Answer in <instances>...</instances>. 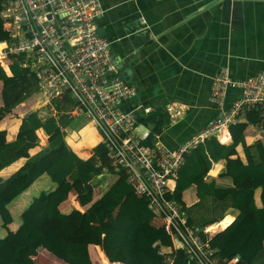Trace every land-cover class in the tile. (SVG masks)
Returning <instances> with one entry per match:
<instances>
[{
	"label": "trees",
	"instance_id": "16d2710c",
	"mask_svg": "<svg viewBox=\"0 0 264 264\" xmlns=\"http://www.w3.org/2000/svg\"><path fill=\"white\" fill-rule=\"evenodd\" d=\"M7 39L0 18V45ZM20 58L9 52L6 60L0 56V119L19 103L22 108L12 139H7L6 130L0 128V169L7 165L3 171H12L20 163L17 158L24 157L13 172L6 177L0 175V226L5 229L0 234V264H33L26 254L32 245L67 264H93L92 259L96 264H162L161 246L169 245L171 240L161 226L152 222L147 198L134 192L123 170H117L110 184L93 198V187L101 177L114 173L105 147L97 142L91 154L82 158L64 140L62 127L71 121L70 117L37 115L25 101L35 94L36 80L28 66L19 64ZM3 67L10 71L8 76ZM33 116L40 125L36 128L25 120ZM161 119L160 111L139 116V121L149 124L153 133L160 131ZM248 123L264 129V115L255 109L247 110L227 124L229 143H221L210 134L185 153L170 195L182 202V191L194 185L197 199L183 205L187 221L197 224L213 223L222 218L226 208L235 207L234 218L227 216L220 221L222 229L209 243L216 248L219 259L237 255L233 264H264V138L246 143L244 129ZM151 139L152 135H148L145 141ZM219 139H229L226 131ZM237 144L241 145L243 159L236 153ZM49 145L52 147L44 151ZM35 146L39 150L29 153ZM232 154L236 157L231 159ZM218 159H223V166L217 176L227 177L228 183L220 184L206 176L211 163ZM217 166L213 164L209 172L214 173ZM40 176L48 178L49 186L31 196L19 212L16 228L9 229L12 216L8 204ZM88 181L91 186L84 191ZM255 189H259V205L254 201ZM64 201L70 208H60ZM31 254L35 256L33 251ZM173 254V264H186L183 249Z\"/></svg>",
	"mask_w": 264,
	"mask_h": 264
},
{
	"label": "built area",
	"instance_id": "2783aa9c",
	"mask_svg": "<svg viewBox=\"0 0 264 264\" xmlns=\"http://www.w3.org/2000/svg\"><path fill=\"white\" fill-rule=\"evenodd\" d=\"M100 12L99 0H2L0 18L8 35L4 58L8 52L21 56L19 64L33 74L34 93L47 112L91 122L114 170L111 174L123 170L134 192L147 198L152 222L169 235L171 243L161 246L162 264H173L178 248L184 250L186 264H233L237 255L219 259L209 243L222 228L214 229L212 222H188L185 204L170 194L185 153L247 110L264 115V69L235 78L227 66H219L211 78L209 100L220 106L228 87L240 94L210 124L176 146H166L156 133L138 129L139 113L149 107L121 108L136 87L119 75L109 40L96 28ZM138 20L145 22L142 16ZM164 111L173 120L182 112L174 104H167ZM148 135L150 142L145 141Z\"/></svg>",
	"mask_w": 264,
	"mask_h": 264
},
{
	"label": "crops",
	"instance_id": "0c3cea01",
	"mask_svg": "<svg viewBox=\"0 0 264 264\" xmlns=\"http://www.w3.org/2000/svg\"><path fill=\"white\" fill-rule=\"evenodd\" d=\"M99 2L101 12L95 17L96 28L109 40L112 57L116 61L121 60V64L118 66L115 64L118 73L125 68L126 74L123 78L136 87L135 93L123 100L121 108L127 110L137 104L149 107V110L140 112L139 116L160 111L162 125L156 135L166 146H176L197 129L210 124L230 105L231 100L240 94L239 89L228 87L220 106L209 100L211 78L219 66H227L230 75L235 78L264 69V0H99ZM139 16L144 18V23L139 22ZM2 71L7 76L10 74L5 67ZM167 104H174L182 110L174 120L164 111ZM242 114L238 118H241ZM47 115L52 114L47 112ZM58 115L52 116L57 119ZM70 118L72 124L62 127L64 140L76 154L86 158L91 154L92 148L85 149L83 142L76 141L69 131L74 129L72 127L75 119H82L90 124L91 122L79 116ZM19 120L20 118L15 121L11 134L6 131L7 139L14 137ZM25 120L31 128L40 126L36 116ZM138 124L139 130H150L149 124L145 125L140 121ZM83 125L97 133L92 124ZM223 127L226 128V135L229 137L227 141L222 142L218 138L219 131L214 135L219 142L229 143L231 138L227 126ZM244 138L246 143L263 139L264 129L258 124L248 123L244 129ZM235 149L237 155L243 159L241 145L237 144ZM35 150L39 149L35 146L29 153ZM232 157H236L235 154L230 155L231 159ZM17 159L21 160L16 168L23 163L24 157ZM215 163L218 164L217 169L214 173L209 172ZM6 166L0 169V175L3 177L16 169L4 172ZM222 166L223 159L212 162L206 176L214 177L220 184L228 183L227 177L217 176ZM111 175L115 177V174ZM106 184H101L105 186L102 188L99 182L93 187V198L101 194L108 186ZM48 186L49 182L44 188ZM28 187L8 204L12 221L7 227L11 230L19 223L14 214L19 215L20 210L33 196L31 194L34 191L29 192ZM190 189L193 199L186 201L183 194ZM26 193L23 202L16 204ZM181 199L184 204H190L197 199L193 184L182 191ZM254 201L257 205L260 204L259 189L254 191ZM14 205L17 209L15 212L12 209ZM229 210L231 212L226 215ZM236 213L235 207H228L222 218L215 222H220L227 216L234 218ZM0 229L4 230L0 234L5 233L4 228ZM31 251L35 253L34 257ZM26 254L33 264H67L51 254L52 258L48 257L49 260L43 258V255L38 257L34 245L30 246V251ZM92 262L96 264L93 259Z\"/></svg>",
	"mask_w": 264,
	"mask_h": 264
},
{
	"label": "rangeland",
	"instance_id": "374dc122",
	"mask_svg": "<svg viewBox=\"0 0 264 264\" xmlns=\"http://www.w3.org/2000/svg\"><path fill=\"white\" fill-rule=\"evenodd\" d=\"M6 70H8L6 68ZM0 87H1V83H0ZM1 101V100H0ZM25 101L35 110V112L37 113V115L41 118H44L47 116V111L44 107V103L43 100L36 96L35 94H32L30 96H28L27 98H25ZM21 105L20 103L17 104L16 106H14L10 112H7L3 115V117L0 119V126H3L6 131H8L10 134L13 130V125L15 123V121H17L21 116L20 112H21ZM86 123V125H91L89 122H85V120H80V119H75L73 120V130L69 131V133L71 134L72 137L75 138L76 141H81L83 142V147L85 149H91L92 146L99 142V137L97 135V133H95L93 130L88 129L86 126H84L83 124ZM72 124V121L67 122L64 126H69ZM8 136V134H7ZM97 136V138L95 137ZM9 137V136H8ZM52 147L51 145H49L48 147H46L45 150H47L48 148ZM114 176H112L111 174H104L103 177H101V181H100V185L107 183L106 186L108 185V182L113 178ZM48 185V178L45 176H41L38 179H36V181H34V183L32 185H30V187H28V191H34L31 195L36 194L39 189L44 188L45 186ZM101 185V186H102ZM105 186H102V188ZM29 194V193H28ZM22 196L23 199L20 198V200L18 202H16V204H21L23 202V200L25 199V195ZM93 196V195H92ZM184 199L187 200H192L193 199V193L192 190L190 189L189 191L185 192L183 194ZM60 208L61 209H67L70 208L69 205L64 201L60 204ZM85 208V207H84ZM13 211L15 212L17 209L15 208V205L12 207ZM15 219L19 220V216L14 214ZM1 228V226H0ZM4 231L3 229H0V232ZM41 255H43V258H46L47 260L48 257L52 258L51 255L49 253H47L43 248H41V250L38 251V257H41Z\"/></svg>",
	"mask_w": 264,
	"mask_h": 264
},
{
	"label": "bare ground",
	"instance_id": "6f19581e",
	"mask_svg": "<svg viewBox=\"0 0 264 264\" xmlns=\"http://www.w3.org/2000/svg\"><path fill=\"white\" fill-rule=\"evenodd\" d=\"M4 44H5V43L3 42V44L0 45V56L3 55V50H2V48H3ZM66 109H67V108H66ZM66 109H65V110H66ZM224 131H226V128H225V127H222V128L220 129L219 133H218V138H219V135H221V134L224 133ZM211 227H213L214 229H220L219 222H214V223H212Z\"/></svg>",
	"mask_w": 264,
	"mask_h": 264
},
{
	"label": "water",
	"instance_id": "95a60500",
	"mask_svg": "<svg viewBox=\"0 0 264 264\" xmlns=\"http://www.w3.org/2000/svg\"><path fill=\"white\" fill-rule=\"evenodd\" d=\"M112 59H113V61L115 62V64L118 66L119 64H121V60H119V61H116L113 57H112ZM126 74V69L125 68H122V70H121V72H120V76L121 77H124V75ZM90 186H91V183L88 181V182H86V186H85V190L84 191H88L89 190V188H90Z\"/></svg>",
	"mask_w": 264,
	"mask_h": 264
}]
</instances>
